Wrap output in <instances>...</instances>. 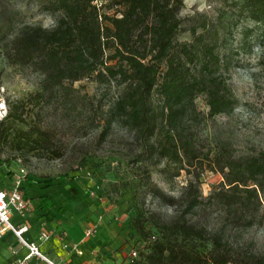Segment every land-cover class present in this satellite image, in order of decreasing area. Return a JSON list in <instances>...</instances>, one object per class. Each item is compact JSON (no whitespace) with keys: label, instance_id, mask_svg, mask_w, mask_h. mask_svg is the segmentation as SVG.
Here are the masks:
<instances>
[{"label":"rangeland","instance_id":"1","mask_svg":"<svg viewBox=\"0 0 264 264\" xmlns=\"http://www.w3.org/2000/svg\"><path fill=\"white\" fill-rule=\"evenodd\" d=\"M234 3L237 0H184L178 41H191L193 28L197 33L205 25L213 34L218 30V51L225 59V76L237 103L230 114L209 116L204 97L197 98L188 124L196 160L176 176V167L147 153L144 140L132 130L114 125L102 137L105 119L122 89L116 80L98 81L91 76L42 97L43 75L32 66L11 62L7 51L21 27L52 28L58 14L45 9L43 0H0V98L8 111L13 105L19 107L22 118L13 123L14 129L40 127L52 139L50 149L44 150L2 141L0 166L24 167L33 177L67 180L92 191L101 210L123 225L126 237L119 248L126 264H133L130 254L138 247L136 221L160 240L168 236L166 229L176 220L206 227L200 239L195 234L183 242L204 254L212 249L217 235L232 259L264 254L263 198L252 226L245 224L248 218L243 220V215L227 214L213 200H206L224 181L213 164L216 153L240 158L264 151V26L243 20ZM246 28L254 29L247 42L243 39ZM157 102L156 98L155 106ZM189 181L201 189L204 201L184 215L181 195ZM158 189L174 197L175 204L161 200Z\"/></svg>","mask_w":264,"mask_h":264},{"label":"trees","instance_id":"2","mask_svg":"<svg viewBox=\"0 0 264 264\" xmlns=\"http://www.w3.org/2000/svg\"><path fill=\"white\" fill-rule=\"evenodd\" d=\"M43 4L58 14L57 24L52 28L24 25L10 39L7 51L11 62L32 66L43 75L42 97L91 76L98 81L116 80L122 89L105 119L102 137L119 125L141 137L147 153L172 163L176 176L194 166L188 124L197 98L204 97L209 116L230 114L237 103L225 76V59L218 51V30L213 34L205 25L197 33L193 28L191 41H178L184 0H43ZM234 5L243 20L264 26V0H237ZM253 30L245 29V42ZM21 118L18 105L9 108L0 122V144L11 140L19 148L50 149L49 131L14 129L13 123ZM213 164L224 181L206 200H213L227 214L243 215V220L248 218L245 224L252 226L264 199V151L240 158L216 153ZM156 192L164 202L175 204L174 197ZM181 197L184 215L204 201L193 181ZM135 229L140 236L138 247L132 249L138 253L133 264H264V254L240 260L228 257L218 235L207 254L184 245L188 237L196 234L200 239L207 231L186 221L170 224L163 240L156 233L148 234L138 221Z\"/></svg>","mask_w":264,"mask_h":264},{"label":"crops","instance_id":"3","mask_svg":"<svg viewBox=\"0 0 264 264\" xmlns=\"http://www.w3.org/2000/svg\"><path fill=\"white\" fill-rule=\"evenodd\" d=\"M20 168L0 166V189L16 186ZM28 204L13 212L10 222L34 243L31 253L11 229L0 231V264H126L121 241L126 232L119 219L104 213L93 192L67 180L51 181L28 174L21 181ZM90 232V234H89ZM123 260V261H122Z\"/></svg>","mask_w":264,"mask_h":264},{"label":"built area","instance_id":"4","mask_svg":"<svg viewBox=\"0 0 264 264\" xmlns=\"http://www.w3.org/2000/svg\"><path fill=\"white\" fill-rule=\"evenodd\" d=\"M8 115V108L4 98H0V122L3 121ZM28 175L26 168L22 167L16 182V186L10 190L0 189V231L11 229L21 242L26 245L31 253L42 256L38 247L34 243H28L22 236L23 232L27 230L26 226L17 228L11 222L10 218L13 212L19 213L25 210L28 201L21 191V181ZM90 234V232H89ZM138 257L137 251H132L130 254V263ZM17 264H24V261L19 260Z\"/></svg>","mask_w":264,"mask_h":264}]
</instances>
